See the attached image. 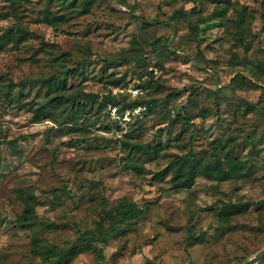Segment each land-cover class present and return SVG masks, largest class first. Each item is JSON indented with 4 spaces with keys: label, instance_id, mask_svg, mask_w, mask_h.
Wrapping results in <instances>:
<instances>
[{
    "label": "rangeland",
    "instance_id": "1",
    "mask_svg": "<svg viewBox=\"0 0 264 264\" xmlns=\"http://www.w3.org/2000/svg\"><path fill=\"white\" fill-rule=\"evenodd\" d=\"M5 32L0 264H45L38 242L82 231L93 242L70 264H242L264 247V0H0ZM55 75L97 96L84 113L46 114ZM132 99L150 109L120 112ZM188 151L190 187L153 179ZM123 198L140 209L126 231L107 217Z\"/></svg>",
    "mask_w": 264,
    "mask_h": 264
},
{
    "label": "trees",
    "instance_id": "2",
    "mask_svg": "<svg viewBox=\"0 0 264 264\" xmlns=\"http://www.w3.org/2000/svg\"><path fill=\"white\" fill-rule=\"evenodd\" d=\"M90 0H86V3ZM193 11V8L187 12H183V16H187V13ZM154 23H163L169 25L168 22H155ZM188 28L191 33L195 34L194 26L188 22ZM20 31H23L22 28H19ZM9 39V32L0 34V49L4 47L6 42ZM137 62V61H136ZM264 65V63H263ZM150 74V72H147ZM55 78V79H54ZM54 80V81H53ZM47 82V90L52 94L48 97L47 100L43 103H46V106L49 107L46 114L51 115L52 109H55L61 106L59 114L62 117L73 116L76 117L84 113L90 104L96 99V95L86 92H79L76 94L67 95L63 92L64 89V77L61 76H50L45 79ZM139 88V85H135ZM140 89V88H139ZM152 101H148L146 104L132 99L128 104L122 107L119 111L123 112L125 109L133 108L137 106H145L146 110L150 109ZM115 104H113L114 106ZM129 152H141L143 154H150L154 152V148L150 147L148 144H137L131 143L129 145ZM128 168L140 173L141 166L133 163L131 161L126 162ZM239 165V164H238ZM240 166V165H239ZM197 164L194 156L190 151L183 155L174 156L173 161L169 166L157 171L153 174V179L162 180L166 175H170V181L174 188H188L192 185L194 176L197 173ZM202 172L208 173V168L206 166L202 167ZM225 175V173H224ZM28 199L32 198V194H27ZM247 204L243 203H225L221 202V210L224 212V215H229L231 213H237L246 209ZM31 213V207L27 201L24 200V207L18 221L20 224H24L29 221ZM140 213V209L130 200L123 198L119 201L118 205L107 214L108 219L110 220L111 227L121 228L122 231H126L127 225L130 224V221L137 217ZM32 242L36 243L37 240ZM93 238L88 235L87 231L79 232L78 238L76 241L70 245H56L38 242L36 244V252L40 255L45 264H70L73 257L80 251L86 250L91 247ZM96 258L98 260L102 259L100 251L96 252ZM249 259V258H248ZM261 260H264L261 259ZM246 261V260H245ZM244 261V262H245ZM243 262V263H244ZM242 263V264H243Z\"/></svg>",
    "mask_w": 264,
    "mask_h": 264
},
{
    "label": "built area",
    "instance_id": "3",
    "mask_svg": "<svg viewBox=\"0 0 264 264\" xmlns=\"http://www.w3.org/2000/svg\"><path fill=\"white\" fill-rule=\"evenodd\" d=\"M127 91L130 93L131 96L136 97L138 95L143 94V91L140 90L138 87L134 86V85H128ZM144 107L141 106H137L135 108L132 109L131 113H136L138 114L139 112L143 111Z\"/></svg>",
    "mask_w": 264,
    "mask_h": 264
},
{
    "label": "water",
    "instance_id": "4",
    "mask_svg": "<svg viewBox=\"0 0 264 264\" xmlns=\"http://www.w3.org/2000/svg\"><path fill=\"white\" fill-rule=\"evenodd\" d=\"M264 258V247L256 254L247 259L243 264H256L258 261Z\"/></svg>",
    "mask_w": 264,
    "mask_h": 264
}]
</instances>
